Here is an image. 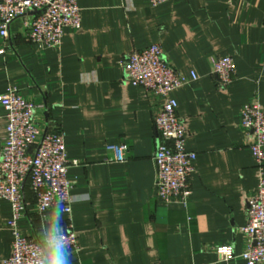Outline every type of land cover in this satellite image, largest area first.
<instances>
[{"label": "crops", "instance_id": "crops-1", "mask_svg": "<svg viewBox=\"0 0 264 264\" xmlns=\"http://www.w3.org/2000/svg\"><path fill=\"white\" fill-rule=\"evenodd\" d=\"M78 5L81 29H66L58 49L29 41L30 16L15 20L7 39L0 35V96L16 88L41 106L38 126L63 130L67 158L78 162L68 171L70 216L57 207L41 218L24 184L21 233L43 240L71 224L80 249L64 251L68 264H244L219 262L216 248L245 251L248 198L260 181L252 132L241 128L240 113L254 103L264 111V0ZM156 44L174 69L198 77L171 95L187 127L186 149L198 156L188 206L157 196L154 118L163 100L125 82V56ZM226 57L236 74L221 87L212 67ZM6 124L0 106V158ZM122 144L126 161H111L108 148ZM11 216V205L0 201V264L12 253Z\"/></svg>", "mask_w": 264, "mask_h": 264}, {"label": "built area", "instance_id": "built-area-1", "mask_svg": "<svg viewBox=\"0 0 264 264\" xmlns=\"http://www.w3.org/2000/svg\"><path fill=\"white\" fill-rule=\"evenodd\" d=\"M171 1L149 0V4L156 8ZM33 11L38 13L31 19L28 39L43 49L60 48L66 29H81L82 11L78 0H0L1 37L7 39L11 24ZM122 64L125 82L163 100L154 118L159 136L154 157L158 168L157 196L165 203L178 199L188 206L193 195L191 178L198 156L186 149L187 127L179 118L178 104L171 95L196 82L198 77L192 72L188 78L174 69L158 44L125 56ZM235 74V62L230 57L216 60L212 67V75L221 87L230 85ZM0 106L7 121L0 158V201L11 205L8 226L13 236L12 253L5 264H38L52 250L50 240L53 245H63L64 251L78 252L79 237L71 224L43 240L27 237L19 229V222L27 211L23 190L26 182L30 184L41 218L57 207L68 216L72 213V184L68 171L78 162L71 163L67 158L63 130L43 132L37 123L41 106L27 100L16 88L0 96ZM240 126L252 132L250 151L256 160L260 181L248 198L247 225L242 230L247 239L245 251L236 256L232 245H221L216 253L223 263L239 259L244 264H264V111L258 103L242 109ZM108 151L115 155L111 161L122 163L126 161L128 146H111Z\"/></svg>", "mask_w": 264, "mask_h": 264}, {"label": "clouds", "instance_id": "clouds-1", "mask_svg": "<svg viewBox=\"0 0 264 264\" xmlns=\"http://www.w3.org/2000/svg\"><path fill=\"white\" fill-rule=\"evenodd\" d=\"M49 247L52 249L47 258L38 261V264H68V258L65 255L64 247L61 244L53 245V242L49 241Z\"/></svg>", "mask_w": 264, "mask_h": 264}, {"label": "water", "instance_id": "water-1", "mask_svg": "<svg viewBox=\"0 0 264 264\" xmlns=\"http://www.w3.org/2000/svg\"><path fill=\"white\" fill-rule=\"evenodd\" d=\"M37 13H38V12L33 11V12L29 13L28 15H26L25 17H28V16L33 17V16H35Z\"/></svg>", "mask_w": 264, "mask_h": 264}]
</instances>
